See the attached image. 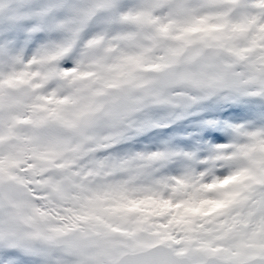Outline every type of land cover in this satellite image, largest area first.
<instances>
[{"label": "snow or ice", "instance_id": "6c2138e0", "mask_svg": "<svg viewBox=\"0 0 264 264\" xmlns=\"http://www.w3.org/2000/svg\"><path fill=\"white\" fill-rule=\"evenodd\" d=\"M0 264H264V0H0Z\"/></svg>", "mask_w": 264, "mask_h": 264}]
</instances>
